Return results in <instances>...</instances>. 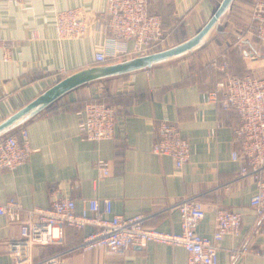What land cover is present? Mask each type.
Here are the masks:
<instances>
[{"label": "crops", "instance_id": "crops-1", "mask_svg": "<svg viewBox=\"0 0 264 264\" xmlns=\"http://www.w3.org/2000/svg\"><path fill=\"white\" fill-rule=\"evenodd\" d=\"M255 1L235 0L204 48L124 77L83 85L25 123L33 153L15 170L0 169V203L16 197L25 208L46 207L63 196L74 198L81 210L89 199L110 198L114 213H143L148 227L177 233L181 225L176 205L196 197L206 210L198 225L202 235H213L218 208L242 214L240 233L219 242L218 264H264V254L231 259L232 251L245 245L261 249L264 222L251 205L257 185L239 174L241 161L232 158L239 117L204 98L223 73L210 67L214 61L228 63L234 74L248 71L264 77V42L254 34ZM219 2L149 0V8L161 16L169 41L178 43L205 24ZM76 6L87 11L88 33L59 39L56 10ZM106 6L107 0H0V120L64 75L94 64L105 39L95 21ZM8 46L11 57L5 60ZM105 94L117 109L115 136L86 139L80 131L84 102ZM164 118L177 122L190 142V160L182 169L172 157L151 149ZM211 129L217 130L215 136ZM99 160L108 163L109 175L102 174ZM93 229L66 226L60 240L33 247L34 264L51 255H59L61 264H188L184 247L158 242L123 254L83 251L80 245ZM19 237L20 225L0 216V264H15L8 243Z\"/></svg>", "mask_w": 264, "mask_h": 264}, {"label": "built area", "instance_id": "built-area-1", "mask_svg": "<svg viewBox=\"0 0 264 264\" xmlns=\"http://www.w3.org/2000/svg\"><path fill=\"white\" fill-rule=\"evenodd\" d=\"M254 34L264 42V0L253 5ZM98 28L104 33L102 47L94 54L96 63L120 61L145 54L156 46H163L169 37L159 14L150 12L149 0H107L106 9L96 18ZM55 26L59 39L80 38L90 28L87 11L82 6L58 9L55 12ZM11 57V47L4 52V59ZM221 68L225 76L217 81L216 88L205 94V100L216 101L227 111H234L239 117L234 127L237 149L232 158L241 161L239 174L250 176L257 185L251 198V205L264 222V77L250 72L243 75L231 73L229 64H210ZM117 109L98 98L85 103L80 131L84 138L101 141L115 136ZM216 129L210 135L215 136ZM153 153L168 155L176 166L182 169L190 160L191 146L179 124L168 118L157 124ZM33 153L28 131L19 127L0 138V169L15 170L27 162ZM104 176L109 175V165L104 160L97 162ZM181 230L166 232L146 225L147 216L139 213L132 216L116 214L110 198H92L81 210L71 197H54L46 207L25 208L19 199L11 197L0 203V216L20 225V237L8 243V250L14 256L15 264H34L33 247L46 245L63 236L66 226L81 230L94 227L81 245L83 251L103 249L109 254H123L131 247H145L149 242L184 247L189 256L188 264H218L219 242L227 235H238L242 227L239 211L218 208L215 231L212 236L198 232V225L205 217L203 202L196 197L182 199L177 205ZM264 254V232L261 249L245 245L231 253L235 260L241 255ZM42 264H61L59 255L45 258Z\"/></svg>", "mask_w": 264, "mask_h": 264}, {"label": "water", "instance_id": "water-1", "mask_svg": "<svg viewBox=\"0 0 264 264\" xmlns=\"http://www.w3.org/2000/svg\"><path fill=\"white\" fill-rule=\"evenodd\" d=\"M235 0H220L210 19L192 36L157 51L129 57L113 63L81 68L61 77L48 89L0 120V138L23 126L68 92L93 82L120 78L162 65L204 48L228 18Z\"/></svg>", "mask_w": 264, "mask_h": 264}, {"label": "trees", "instance_id": "trees-1", "mask_svg": "<svg viewBox=\"0 0 264 264\" xmlns=\"http://www.w3.org/2000/svg\"><path fill=\"white\" fill-rule=\"evenodd\" d=\"M149 10H150V8H149ZM150 12H152L151 10H150ZM256 37V36H255ZM176 43V42H175ZM160 45L159 46H156V47H154V48H152L151 50H150V52H153V51H157V50H160ZM113 62H116V61H111V62H108V63H113ZM99 64H106V63H96V62H94V64L93 65H99ZM92 65V66H93ZM245 73H248V71L247 72H244V73H240V74H238V75H243V74H245ZM251 73V72H250ZM253 74V73H252ZM127 76V75H126ZM225 76V71H223V73H221V75L219 76V78L217 79V81L218 80H220L221 78H223ZM124 77V76H123ZM217 83V82H216ZM216 83L214 84V86H212L211 88H209V89H207V91L208 90H212V89H214V88H216ZM96 98H98V99H100V100H102V101H105L106 103H108V104H113L111 101H110V97H109V95L107 94H105V95H102V96H100V97H96ZM96 98H92V99H88V100H86L85 102H84V105H85V103H87L88 101H91V100H93V99H96ZM236 113V112H235ZM18 129V128H17ZM16 130V129H15ZM13 132V131H12Z\"/></svg>", "mask_w": 264, "mask_h": 264}, {"label": "rangeland", "instance_id": "rangeland-1", "mask_svg": "<svg viewBox=\"0 0 264 264\" xmlns=\"http://www.w3.org/2000/svg\"><path fill=\"white\" fill-rule=\"evenodd\" d=\"M174 44H175V42H173V41H168L166 44H164L163 46H161L160 49L167 48V47L172 46V45H174ZM149 52H150V51H148V52H146V53H149Z\"/></svg>", "mask_w": 264, "mask_h": 264}]
</instances>
